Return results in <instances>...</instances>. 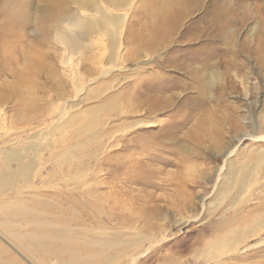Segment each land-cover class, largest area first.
I'll return each instance as SVG.
<instances>
[{"label":"rangeland","instance_id":"rangeland-1","mask_svg":"<svg viewBox=\"0 0 264 264\" xmlns=\"http://www.w3.org/2000/svg\"><path fill=\"white\" fill-rule=\"evenodd\" d=\"M263 136L264 0H0L1 261L50 264L48 215L123 245L98 264H264L227 241L264 230Z\"/></svg>","mask_w":264,"mask_h":264},{"label":"bare ground","instance_id":"bare-ground-1","mask_svg":"<svg viewBox=\"0 0 264 264\" xmlns=\"http://www.w3.org/2000/svg\"><path fill=\"white\" fill-rule=\"evenodd\" d=\"M70 22H71V24H67V22H64L63 23L64 24L63 26H61V27L59 26L62 29V30L59 29L60 30L59 32L62 31L64 34H66V32H70L72 30V27H74V26L75 27L76 26L79 27L82 24L81 19L80 20H76L74 18L73 20H69L68 23H70ZM64 34L59 38L60 40H62V37L64 36ZM252 140H254V141L264 140V136L263 137H254V138H252ZM233 152L234 151H232L231 153L228 154V156L226 157L225 161H227V159L231 158V155H232ZM252 152H254V150H252L251 153ZM254 153H255V156H253V155L252 156L256 158V161H258L259 164H263L264 163V151L259 150V151H255ZM234 162L232 164L230 163V167H231L230 168V171H229L230 173H227L226 176H224L223 178L221 177L220 174L217 175L214 188L216 189L217 188V184H220V183H222V185L231 183L232 186H233V188L235 190L237 189L236 192L239 193V195H240V194L243 193V190L245 191L246 188H247L246 183L249 181V179H247L249 171L246 172V174H245V177L246 178L245 179L244 178H242V179L236 178V171L235 170L237 169V167H239V165L235 164ZM223 169L224 168H222V170ZM230 208H232V205H231ZM26 214H27V212H26ZM51 218L52 217L51 216H48V215H42V216L40 215V217H37L34 221H30L29 222L26 219L28 225H32V226H34L38 230V232L35 231L30 236L31 242L34 241L35 246L29 247L28 248V251L30 253H33V254L36 253L39 257H43L50 264L52 262H53L52 264H98L99 262H102V261L103 262H106V263H110V262H112V260L110 258V254H109L111 252H108L106 248L108 247L109 250L111 251L112 250L111 249L112 246L113 245L116 246L118 244L117 250L120 251L121 250L120 245L123 246L122 244H119V243H114V242L113 243H110L109 240L108 241L107 240H104V242H103V241H99V240L88 239L87 241L84 242V240H81V237H79L78 235H76V233L74 232V230L76 229V227H73L72 225H70L68 223L67 224L65 223V224H62V228H56L57 225H55V223H56V220L57 219L55 220V218H53L54 219V221H53V219H51ZM8 220H10V219L8 218ZM4 222H2L3 225H5ZM59 222H61V221H59ZM10 224L15 225V223L12 222V221H9L7 225H10ZM18 224H16V225L21 226V227L24 226L23 223H22V221L19 222ZM56 224H58V223H56ZM25 225H26V223H25ZM258 225H261L262 228H264V219L261 220ZM245 228H247V227H245ZM251 228L248 229V231H246V230L243 231L242 230L240 232L239 231H233V232H231L233 230L232 229L230 231V233H231L230 234V237L227 240L228 243L230 242L231 245H236V248L238 246L240 247V245H242V248H241V251L242 252H245L247 250L249 251V249H251L252 247H255V245H258V243L257 244L254 243L253 245H250V243L248 244V243H245V242L243 244H241V243L238 244L239 241L237 242V240H239V238L240 239H243L244 238L246 240L249 237H256V236L261 235L260 234L261 232L264 234V230L263 229L260 230L259 229L260 227L259 228H256V229H251ZM236 230H237V228H236ZM9 233H11V232L9 231ZM25 234L26 233H24L23 236H21V234L18 233V234L15 235V238L17 236V237H19L22 240V237H24ZM247 236H249V237H247ZM11 237H13V236H11ZM20 239H18L17 241L20 242ZM27 241H29V240H27ZM105 241H107V242H105ZM260 241L262 242V240H260ZM80 243L86 244L91 249L90 251H88L86 249V251H88L87 253H85L86 251L84 250L85 251L84 253L86 255H83L84 253L83 254L82 253L79 254V253H77L79 251L76 252V250L74 249V248H78V246L80 245ZM32 245H33V243H32ZM114 246H113V250H114ZM119 247H120V249H119ZM122 252L123 251L121 250L120 253H122ZM117 256H119V254ZM12 259H13V257H12ZM12 259H10V260L7 259L8 261L7 260L6 261H1L0 260V264H11V263L12 264H17V262L13 261Z\"/></svg>","mask_w":264,"mask_h":264}]
</instances>
